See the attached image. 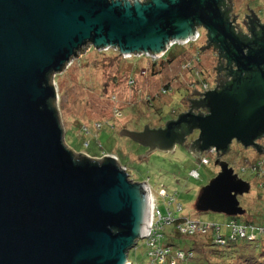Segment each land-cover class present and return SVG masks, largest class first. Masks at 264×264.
I'll return each instance as SVG.
<instances>
[{"label":"water","instance_id":"1","mask_svg":"<svg viewBox=\"0 0 264 264\" xmlns=\"http://www.w3.org/2000/svg\"><path fill=\"white\" fill-rule=\"evenodd\" d=\"M196 26L237 63L236 79L205 92V116L120 134L168 153L185 142L174 126L189 120L199 132L189 146L195 156L194 148L225 152L233 140L260 152L264 40L240 56L215 0H0V264H130V250L150 230L149 185L130 179L114 157L65 145L53 78L87 45L159 56L171 42L195 39ZM214 165L219 172L201 188L196 211L242 216L238 197L250 184L227 162Z\"/></svg>","mask_w":264,"mask_h":264},{"label":"rangeland","instance_id":"2","mask_svg":"<svg viewBox=\"0 0 264 264\" xmlns=\"http://www.w3.org/2000/svg\"><path fill=\"white\" fill-rule=\"evenodd\" d=\"M262 1L264 3V0ZM233 4L235 11L239 13L243 0L242 2L233 0ZM262 22L264 23V19ZM175 46L177 47L174 48ZM175 46L169 58L165 59V54L157 58L158 65L151 72L146 70L145 75L138 71L139 62L122 60L121 57L116 56L114 49L100 52L89 50V47H92L90 45L83 47L63 72L53 78L64 143L76 154L94 159L105 156L116 158L117 163L125 169L130 179L148 183L150 204L158 207L162 214L166 213L167 204L163 202L160 191H164L168 198L174 195L180 203L181 211L173 210V206L170 208L176 218L198 219L200 223L219 226L220 235L227 239L231 234V229L227 226L230 217L211 212L198 213L195 208L201 188L218 173L219 168L214 165V159L206 153L203 156L211 159L210 163L201 165L199 158L189 151L187 144L176 146L168 153L149 152L120 134L121 130L137 132L145 126L151 129L158 124L162 127L166 122L178 117L187 106V98L193 89V82L199 79L205 78L210 87L214 88L212 77L216 72L217 61L212 53L201 50L203 41L184 48H181V45ZM198 52L202 65L191 67L198 74L194 76L190 67L183 68V65L186 64L185 59ZM144 58L147 61L151 60L149 57ZM130 79L134 80L133 84L129 83ZM165 84L173 86L174 90L162 94L160 89ZM149 98L151 102L153 101V106L148 104ZM96 127H100V130ZM195 136L196 134L192 135L187 143ZM258 144L262 149L260 152L233 142L229 152L221 159L229 166H233L239 178L250 184L249 192L238 197L244 214L237 216L235 220L241 223L245 218L250 217L257 226H263L264 189L258 187L254 176L244 167L249 168L250 163L256 160L264 162V139L259 140ZM243 168L245 170H242ZM191 170L198 172V179L190 177ZM257 194L262 195L261 198ZM164 232L172 237L175 247L192 249L195 245L192 238L175 235L172 227L165 228ZM255 234L254 240H245L248 242L260 240L259 233L255 231ZM204 240L199 238L200 242ZM236 242L237 249L242 250L243 253L249 252L246 256L221 259L219 253L221 250L215 246H207L203 251L194 252L193 264H205L202 258L209 260L208 264H264V244L254 250V243L248 248L244 247L246 243L241 242L240 239ZM128 259L131 264H148L145 239L139 240L130 250Z\"/></svg>","mask_w":264,"mask_h":264},{"label":"flooded vegetation","instance_id":"3","mask_svg":"<svg viewBox=\"0 0 264 264\" xmlns=\"http://www.w3.org/2000/svg\"><path fill=\"white\" fill-rule=\"evenodd\" d=\"M218 8L220 10L221 16L224 18L227 24H229L231 31L233 34L238 38L240 41V56H246L248 55L250 50L257 49V43H260L264 40V23L262 20L264 19V3L262 0H243V4L241 5L242 8L239 13L235 11V7L233 4V0H215ZM242 2V0H241ZM240 6V5H239ZM258 9V11H257ZM194 32L198 33V38L195 41H190L187 44H176L181 45V47H186L189 44H192L193 46L197 45L199 42L203 41V48L202 51H208L212 53V55L216 58L217 61V67L216 72L214 76L212 77L215 83L214 88H211L210 85L207 83L206 79H199L195 83L193 82L194 86L192 91L189 93L190 95L187 98V106L183 112L179 114L178 117L174 118L173 120H170L171 122H177L178 119L182 115L191 114V115H201L205 116L208 114V109L205 105V102H203L204 94L205 92L211 91V90H217L221 91L225 89L227 86H229L236 77L233 75L234 71L237 70L238 65L236 62L229 61L225 57V52L219 50L218 45L216 43H213L208 40V35L206 30L202 26H196ZM174 47V46H173ZM172 47V48H173ZM166 56V54H165ZM199 52L195 53L194 55H191L189 59H185L186 62L190 61V64L192 62V65L190 66V70L194 72V76H197V72L194 71L191 67H194L195 65L201 64V61L199 60ZM163 57V56H162ZM196 60V61H194ZM202 65V64H201ZM264 70V67H262ZM248 73H242V77H247ZM199 81V82H198ZM169 87V84H165L162 89H165ZM171 90L173 91V86H171ZM189 91V90H188ZM168 121V122H170ZM189 120H186L182 123H179L174 126L175 131L177 132H184L185 133V142L183 145L187 144V147L190 146V143L197 139L199 132L197 130H193L190 132V124ZM148 127V126H146ZM149 128V127H148ZM165 124L161 127V125L158 124L157 127H152L151 129H164ZM150 129V128H149ZM143 129H140L141 132ZM196 134L193 139H191L188 143L187 140L192 136ZM264 139V133L261 134L256 140L255 143L259 146L258 141ZM237 141L233 140L227 150L225 152H218V151H210L205 150L203 152H199L197 148H194V153H196V157L199 158V160L206 159L208 160V164L210 163L211 159H214L215 162L217 159L220 161H223L221 158L230 150V145ZM239 144V143H238ZM240 145V144H239ZM143 147V146H142ZM146 150H148L147 147H144ZM262 150V149H261ZM209 155L211 159L203 156L204 154ZM228 164V163H227ZM229 166V164H228ZM231 167V166H229ZM232 169L233 166H232ZM234 171V170H233ZM219 172V170H218Z\"/></svg>","mask_w":264,"mask_h":264},{"label":"built area","instance_id":"4","mask_svg":"<svg viewBox=\"0 0 264 264\" xmlns=\"http://www.w3.org/2000/svg\"><path fill=\"white\" fill-rule=\"evenodd\" d=\"M198 33L195 39H191L183 44H187L190 41H195L198 38ZM176 43L171 42L170 49L175 46ZM108 50V49H107ZM162 53L159 56H154L152 54H145V55H138L136 57H149L150 61H156L157 58H161L164 56ZM123 58H130L131 55H122ZM196 61V60H194ZM194 63V62H192ZM190 64V61L186 62V64L183 65V68L190 67L192 65ZM149 64H146V69L141 70L140 74L145 75L146 70H148ZM134 80L130 79L129 83L133 84ZM171 91V87H167L165 89L161 90L162 94H167ZM150 100V99H148ZM210 151H215L213 148L209 149ZM264 162L260 160H256L250 165L252 170L256 168L259 171V182L260 185L264 181ZM201 165H207L208 160L202 159L200 160ZM244 170V168H243ZM190 177L193 179H198L199 174L196 170H191L189 173ZM147 184V183H146ZM148 185V184H147ZM148 190L150 192L149 186ZM161 196L164 200L168 198V196L165 194L164 191H160ZM152 203V202H151ZM167 206L174 205L175 211L179 212L181 211V206L177 203L176 204V198L174 195L170 196L168 198V201H166ZM151 205V204H150ZM177 222V223H176ZM175 225L176 230H178L183 235H206L211 233V231H214L215 237H214V244L218 246H224L226 244V240L223 239L220 235V227L216 225H206L204 223H200L198 219H187L182 218L180 221L176 218L175 214H173L172 210L166 209V213L162 214L158 207L151 205V211H150V222H149V233L147 236H144L143 239L147 242V246L150 248L149 256L152 257V260L150 264H188V262L192 259L193 253L191 251H171L170 248H163L159 246V241L161 239V231L163 228ZM231 229L230 239L231 240H237V239H247L249 241H252L256 238L255 231L259 233L260 236H264V228H256L253 226H245L237 223L236 221L231 220L229 224L227 225ZM248 228H250V231H248Z\"/></svg>","mask_w":264,"mask_h":264},{"label":"trees","instance_id":"5","mask_svg":"<svg viewBox=\"0 0 264 264\" xmlns=\"http://www.w3.org/2000/svg\"><path fill=\"white\" fill-rule=\"evenodd\" d=\"M190 45H192V44H189L188 46H190ZM177 46H175L174 48H176ZM187 47V46H186ZM90 49L89 50H95L93 47H89ZM174 48H171L170 50H168L167 51V53H166V56H165V59L166 58H169L170 57V55H172V53H173V51H174ZM182 48V47H181ZM184 48V47H183ZM95 51H97V50H95ZM100 52L102 51V50H99ZM114 53H116V56L118 55V57H121L122 58V60H124V61H127V62H130V61H137V62H139V69H138V71H141V70H143L144 69V67H145V65L148 63L149 64V68H148V70H150V72H151V70H153L157 65H158V63H159V61L157 62V60L156 61H147L145 58H144V56H141V57H130V58H123V56L121 55V54H119V52L118 51H114ZM143 59H145L146 60V62H144L143 61ZM163 60V59H162ZM170 60V59H169ZM161 63V62H160ZM142 65V66H141ZM131 66V65H130ZM132 69V68H131ZM172 91V90H171ZM150 99V98H149ZM153 100V99H152ZM149 102H148V104L149 105H151V106H153L152 105V102L150 101V100H148ZM96 129L97 130H100V127H96ZM85 130V129H84ZM138 146H139V144H138ZM142 147V146H141ZM254 162V161H253ZM253 162H251L250 163V165H252V163ZM244 165H245V163H244ZM249 165V166H250ZM246 169H247V171H249V174H251V175H253L254 176V178H255V180H256V183H257V185H258V187L259 188H261V189H264V181L262 182V184L260 185V182H259V180L260 179H258V181H257V178L259 177V171L256 169V168H254V170H252L251 169V167H249V168H247L246 166H244ZM232 168V167H231ZM245 168H244V170H245ZM243 170V169H242ZM246 171V172H247ZM249 183V182H248ZM176 195V194H175ZM258 195V197L259 198H261V196L262 195H260V194H257ZM163 202L164 203H166V200H164L163 199ZM179 204L180 205V203L178 202V200L176 199V204ZM173 206V210H175V208H174V205H172ZM171 208V206H167V209H170ZM160 210V209H159ZM171 210V209H170ZM161 212V211H160ZM173 212V211H172ZM162 213V212H161ZM182 218H184V217H180V218H177L178 219V221H180ZM235 218L236 217H232V218H230V221L231 220H233V221H236L235 220ZM237 222V221H236ZM177 223V222H176ZM238 223V222H237ZM239 224H241V225H245V226H253V227H256V228H264L262 225L261 226H257L255 223H254V221L250 218V217H247V218H245L241 223H239ZM167 227H172V229H173V231H174V234L175 235H177L178 237H184V238H192V241L195 243V245L193 246V248L192 249H181V248H178V247H175V245H174V240L172 239V237H170V235H166V233L164 232L165 231V228H167ZM167 227H165V228H163V230L161 231V239H160V241H159V246H161V247H163V248H170V250L171 251H177V250H181V251H191L192 253H193V255H192V259L188 262V264H193V262L195 261V254H194V252L195 251H203V250H205V248L207 247V246H215V247H217L219 250H221L219 253H221V255L223 254V255H226V256H221L220 255V257H222L221 259H223V258H228V257H232V258H236V257H239L240 255L241 256H246L247 255V253H249V252H245V253H243L242 252V250H239V249H237V245H238V243L236 242V240H231L230 239V236L228 235L227 236V239L225 238V236H221L223 239H225L227 242H226V244L224 245V246H218V245H216V244H214V237H215V234H214V231H211V233H209V234H206V235H183V234H181L178 230H176V228H175V225H170V226H167ZM172 235H173V232H172ZM166 236V237H165ZM261 238H260V240H255L254 242H248L247 240H245V239H240L241 240V242H244V243H246V245H244V247H248V248H250L251 247V245L254 243V250H257V249H259V247H260V245L261 244H264V238H262V237H264V236H260ZM199 238H204L205 240L203 241V242H200L199 241ZM141 240H144V239H141ZM241 247H243V246H241ZM145 248H146V257H147V259H148V264H150V262H151V260H152V257L151 256H149V252H150V248L147 246V242L145 241ZM225 250L227 251V252H225ZM209 252V251H208ZM202 260L205 262V264H208L209 262V260H207L206 258L204 259V258H202ZM130 262V261H129ZM166 263H168V262H166ZM165 263V264H166ZM131 264V263H130Z\"/></svg>","mask_w":264,"mask_h":264},{"label":"bare ground","instance_id":"6","mask_svg":"<svg viewBox=\"0 0 264 264\" xmlns=\"http://www.w3.org/2000/svg\"><path fill=\"white\" fill-rule=\"evenodd\" d=\"M131 57H136V56H134V55H131Z\"/></svg>","mask_w":264,"mask_h":264}]
</instances>
